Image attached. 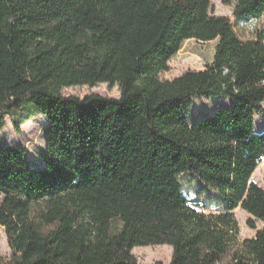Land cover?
<instances>
[{
	"label": "trees",
	"instance_id": "obj_1",
	"mask_svg": "<svg viewBox=\"0 0 264 264\" xmlns=\"http://www.w3.org/2000/svg\"><path fill=\"white\" fill-rule=\"evenodd\" d=\"M263 16L264 0H236V20ZM188 40L217 41L212 62L161 80ZM100 84L120 97L62 94ZM193 98L227 99L200 117ZM28 105L46 120L35 164L1 138ZM262 117L264 32L241 39L212 0H0V228L13 253L0 264H139L132 251L150 246L171 247V264H264V228L240 240L235 218L264 222ZM184 175L223 210L190 206Z\"/></svg>",
	"mask_w": 264,
	"mask_h": 264
},
{
	"label": "rangeland",
	"instance_id": "obj_2",
	"mask_svg": "<svg viewBox=\"0 0 264 264\" xmlns=\"http://www.w3.org/2000/svg\"><path fill=\"white\" fill-rule=\"evenodd\" d=\"M235 3L236 0H228V3H225L224 0H212V14L216 17L230 19L234 30L241 39H252L257 32H264V16L259 20L238 21L234 17ZM216 44L217 41H185L180 50L169 61L170 70L162 73L160 79L172 81L187 72L204 70L206 65L213 60ZM62 94L63 96L78 98L90 95L119 98L121 92L119 86L110 87L107 84H100L93 88L81 86L64 89ZM223 99L227 98H211L212 101L193 98L189 101L192 104L191 107L189 106L190 112L203 117L215 111ZM188 120L192 121L189 117ZM45 126V118L28 105L15 116L7 117L6 128L1 133L3 144L26 149L28 164H35V161H39L40 152L44 150L43 130ZM257 127L259 130L264 129V117L258 121ZM252 181L264 188V163L256 170L252 176ZM180 182L183 186L184 196L190 206L206 214L218 213L223 210V202L217 198L216 194L199 184L190 175L182 176ZM2 200L3 197L0 195V204ZM235 218L240 229V240L251 239L255 237L257 231L264 228V222L258 221L256 222L257 229H250L247 222L251 217L241 209L235 211ZM132 254L139 264H171L173 249L169 246L138 247L132 251ZM12 257L13 253L9 247L5 230L0 228V258L3 261H10Z\"/></svg>",
	"mask_w": 264,
	"mask_h": 264
},
{
	"label": "clouds",
	"instance_id": "obj_3",
	"mask_svg": "<svg viewBox=\"0 0 264 264\" xmlns=\"http://www.w3.org/2000/svg\"><path fill=\"white\" fill-rule=\"evenodd\" d=\"M26 147H27V145H26Z\"/></svg>",
	"mask_w": 264,
	"mask_h": 264
}]
</instances>
